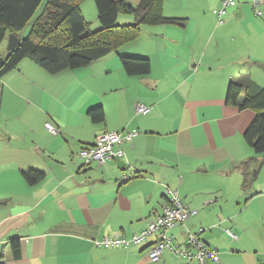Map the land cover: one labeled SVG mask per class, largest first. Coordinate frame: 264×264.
Listing matches in <instances>:
<instances>
[{
    "label": "crops",
    "instance_id": "1",
    "mask_svg": "<svg viewBox=\"0 0 264 264\" xmlns=\"http://www.w3.org/2000/svg\"><path fill=\"white\" fill-rule=\"evenodd\" d=\"M220 6L164 0L175 21L141 24L87 66L51 74L25 57L0 78V264H198L168 248L152 261L155 234L140 245L97 244L145 229L169 203L167 188L196 211L168 231L175 242L186 247L191 231L218 250V264H264V156L244 137L259 111L226 99L231 80L264 87V2L258 14L239 0L222 23ZM123 55L149 58V74H129ZM138 102L151 112L138 114ZM106 131L134 133L120 145L125 156L84 164L81 148ZM29 170L44 174L31 183Z\"/></svg>",
    "mask_w": 264,
    "mask_h": 264
},
{
    "label": "trees",
    "instance_id": "2",
    "mask_svg": "<svg viewBox=\"0 0 264 264\" xmlns=\"http://www.w3.org/2000/svg\"><path fill=\"white\" fill-rule=\"evenodd\" d=\"M82 0H0V44L10 33L22 31L31 24L22 43L8 51L0 64V78L25 57H30L51 74L66 69H77L99 60L123 43L138 36L141 24L172 22L163 13L164 0H140L132 5L125 0H95L100 27L91 29L81 9ZM38 12V13H37ZM121 12L131 14L134 23L120 25ZM37 14V15H36ZM125 70L131 75H147L151 62L147 57L121 56ZM245 90V97L240 98ZM227 102L241 108H253L259 112L244 133L255 156H264V87L252 80H231ZM95 122L104 120V110H91ZM27 180L36 183L43 172L29 170ZM245 173L244 185L248 183ZM16 246V244H15Z\"/></svg>",
    "mask_w": 264,
    "mask_h": 264
},
{
    "label": "built area",
    "instance_id": "3",
    "mask_svg": "<svg viewBox=\"0 0 264 264\" xmlns=\"http://www.w3.org/2000/svg\"><path fill=\"white\" fill-rule=\"evenodd\" d=\"M239 0H221V6L217 9L219 23H222L223 17L228 8L237 5ZM264 0H252L256 12L261 13L260 6ZM138 114L146 115L151 112L152 108L144 103L138 102L135 105ZM46 128L53 134L60 132L59 128L51 122L45 124ZM134 135L133 132L122 133L119 131H106L99 134L93 144L86 145L79 152L80 158L84 164L93 162L106 163L117 157H124L125 151L120 145L129 140ZM127 178H129L127 176ZM169 194V203L166 205L163 213L149 220L148 225L142 231L134 234L131 238L122 235L106 236L97 244L103 246H130L145 243L152 235H156V240L149 245V257L152 261H159L165 249H171L175 254L185 257L189 260L196 259L198 264H218L220 261L217 249L210 247L201 240L196 233L189 231L188 242L186 247H182L175 242L168 231L173 227L185 223L195 213L187 204H185L178 191L167 188ZM229 234L236 237L229 231Z\"/></svg>",
    "mask_w": 264,
    "mask_h": 264
},
{
    "label": "rangeland",
    "instance_id": "4",
    "mask_svg": "<svg viewBox=\"0 0 264 264\" xmlns=\"http://www.w3.org/2000/svg\"><path fill=\"white\" fill-rule=\"evenodd\" d=\"M81 9H82L83 15L85 16L87 21L90 22V28L93 30L98 29L100 27L99 26L100 23L98 21V9H97V5H96V1L95 0H82L81 1ZM125 15L131 16V14L124 13V12H121V14H120L121 17H123ZM119 23H121V22H119ZM30 28H31V24L27 25L22 30V33L28 34V32L30 31ZM5 40H7V39H5ZM5 40L0 44V55L4 58L7 56V53H8V50H7V44L8 43Z\"/></svg>",
    "mask_w": 264,
    "mask_h": 264
},
{
    "label": "water",
    "instance_id": "5",
    "mask_svg": "<svg viewBox=\"0 0 264 264\" xmlns=\"http://www.w3.org/2000/svg\"><path fill=\"white\" fill-rule=\"evenodd\" d=\"M22 43V38L16 33H10L8 35L7 50L12 51L16 49ZM5 58L0 55V64L4 62Z\"/></svg>",
    "mask_w": 264,
    "mask_h": 264
}]
</instances>
